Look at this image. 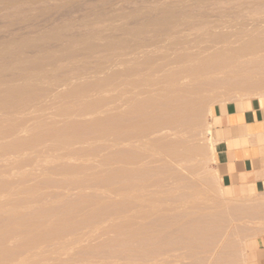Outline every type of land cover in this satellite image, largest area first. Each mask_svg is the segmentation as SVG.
<instances>
[{
	"label": "rangeland",
	"instance_id": "obj_1",
	"mask_svg": "<svg viewBox=\"0 0 264 264\" xmlns=\"http://www.w3.org/2000/svg\"><path fill=\"white\" fill-rule=\"evenodd\" d=\"M254 96L264 0H0V264H248L210 110Z\"/></svg>",
	"mask_w": 264,
	"mask_h": 264
},
{
	"label": "crops",
	"instance_id": "obj_2",
	"mask_svg": "<svg viewBox=\"0 0 264 264\" xmlns=\"http://www.w3.org/2000/svg\"><path fill=\"white\" fill-rule=\"evenodd\" d=\"M213 169L228 196H264V97L234 98L210 110ZM248 264H264V233Z\"/></svg>",
	"mask_w": 264,
	"mask_h": 264
},
{
	"label": "bare ground",
	"instance_id": "obj_3",
	"mask_svg": "<svg viewBox=\"0 0 264 264\" xmlns=\"http://www.w3.org/2000/svg\"><path fill=\"white\" fill-rule=\"evenodd\" d=\"M248 51V50H247ZM244 54V53H243ZM233 56V55H232ZM217 60V59H216ZM194 69V68H193ZM217 69V68H216ZM196 71V70H195ZM198 75V74H197ZM230 82V81H229ZM160 85V84H159ZM229 85V84H228ZM246 85V84H245ZM83 89V88H82ZM207 92V91H206ZM141 93V92H140ZM78 95V94H77ZM144 95V94H143ZM196 101V100H195ZM131 103V102H130ZM166 103V102H165ZM97 104V103H96ZM106 104V103H105ZM119 104V103H118ZM129 104V103H128ZM129 108V107H128ZM142 108V107H141ZM164 108V107H163ZM131 109V108H130ZM149 109V108H148ZM116 110V109H115ZM91 111V110H90ZM104 111V110H103ZM136 112V111H135ZM58 114V113H57ZM183 114V113H181ZM137 115V114H136ZM146 115V114H145ZM151 116V115H150ZM136 117V116H135ZM158 117V116H157ZM110 119V118H109ZM125 119V118H124ZM138 122V121H137ZM53 123V122H52ZM120 123V122H119ZM125 124V123H124ZM152 124V123H151ZM135 125V124H134ZM148 125V124H147ZM196 125V124H195ZM93 126V125H92ZM66 127V126H65ZM116 127V126H115ZM142 127V126H141ZM135 128V127H134ZM147 128V127H146ZM127 129V128H126ZM97 130V129H96ZM138 130V129H137ZM68 131V130H67ZM99 131V130H98ZM62 133V132H61ZM74 133V132H73ZM105 133V132H104ZM127 133V132H126ZM144 134V133H143ZM112 135V134H111ZM141 136V135H140ZM125 138V137H124ZM124 142V141H123ZM103 159V158H102ZM125 159V158H124ZM135 159V158H134ZM143 159V158H142ZM137 160V159H136ZM10 162V161H9ZM95 168V167H94ZM140 168V167H139ZM154 168V167H153ZM151 169V168H150ZM69 170V169H68ZM83 170V169H82ZM73 171V170H72ZM137 172V171H136ZM147 172V171H146ZM74 173V171H73ZM118 174V173H117ZM157 181V180H156ZM147 182V181H146ZM102 188V187H101ZM105 191V190H104ZM126 192V191H125ZM160 193V192H159ZM14 194V193H13ZM128 194V193H127ZM161 194V193H160ZM153 195V194H152ZM166 197V196H165ZM80 199V198H79ZM163 201V200H162ZM126 202V201H125ZM155 202V201H154ZM163 204V203H162ZM18 206V205H17ZM105 206V205H104ZM94 208V207H93ZM185 208V207H184ZM12 209V208H11ZM23 209V208H22ZM122 209V208H121ZM181 209V208H180ZM7 210V209H6ZM151 210V209H150ZM159 210V209H158ZM152 211V210H151ZM162 212V211H161ZM173 212V211H172ZM130 215V214H129ZM50 218V217H49ZM55 220V219H54ZM103 221V220H102ZM101 221V222H102ZM56 222V221H55ZM39 223V222H38ZM119 224V223H118ZM100 225V224H99ZM110 225V224H109ZM144 227V226H143ZM95 228V227H94ZM111 228V227H110ZM124 228V227H123ZM117 229V228H116ZM155 229V228H154ZM17 230V229H16ZM32 230V229H31ZM122 230V229H121ZM43 231V230H42ZM104 232V231H103ZM47 233V232H46ZM96 233V232H95ZM122 233V232H121ZM120 233V234H121ZM142 233V232H141ZM118 235V234H117ZM59 236V235H58ZM57 236V237H58ZM94 238V237H93ZM26 239V237H25ZM80 243V242H79ZM83 243V242H82ZM80 243V244H82ZM92 243V242H91ZM58 245V244H57ZM86 245V244H85ZM34 246V245H33ZM24 247V246H23ZM15 248V247H14ZM94 248V247H93ZM34 250V249H32ZM66 250V249H65ZM85 250V249H84ZM2 251V250H1ZM81 251V250H80ZM75 252V251H74ZM36 253V252H35ZM67 253V252H66ZM47 254V253H46ZM58 256V255H57ZM33 259V258H32ZM84 259V258H83ZM77 260V259H76ZM74 260V261H76ZM88 261V260H87ZM43 262V261H42ZM47 263V262H46ZM90 263V262H89Z\"/></svg>",
	"mask_w": 264,
	"mask_h": 264
}]
</instances>
